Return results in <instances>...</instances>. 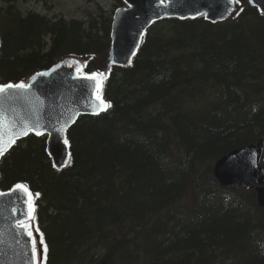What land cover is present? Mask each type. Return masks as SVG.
I'll list each match as a JSON object with an SVG mask.
<instances>
[{
	"label": "trees",
	"instance_id": "obj_1",
	"mask_svg": "<svg viewBox=\"0 0 264 264\" xmlns=\"http://www.w3.org/2000/svg\"><path fill=\"white\" fill-rule=\"evenodd\" d=\"M19 1L0 0V85L70 57L85 73L104 70L111 14L67 21L23 14ZM210 92L212 103L195 105ZM103 98L106 113L67 132L65 170L32 135L0 161V191L39 193L33 231L46 264H264L255 192L212 176L217 159L264 139V18L247 0L222 24H154L131 67L107 72ZM189 190L194 201L181 205Z\"/></svg>",
	"mask_w": 264,
	"mask_h": 264
},
{
	"label": "water",
	"instance_id": "obj_2",
	"mask_svg": "<svg viewBox=\"0 0 264 264\" xmlns=\"http://www.w3.org/2000/svg\"><path fill=\"white\" fill-rule=\"evenodd\" d=\"M121 1L123 6L116 9L112 16L106 70L130 67L146 31L154 23L168 19L186 21L202 17L205 22L215 25L227 21L235 12V0ZM248 4L264 17V0H248ZM69 64L73 66L68 67ZM77 68L82 69V73H78ZM42 72L49 75L38 76ZM81 74H84L83 68L77 59L59 61L46 71L34 73L25 83L30 84L31 88L27 92L13 91L11 99L4 105L9 118L15 116L21 126L27 125L34 129L16 142L29 135L46 137V154L56 173L70 165L69 144H64L68 130L80 116H98L108 110L98 115L90 114L95 103L89 106L91 89L83 86L87 82L75 78ZM36 131L42 134L36 135ZM263 151L264 139H259L246 147L230 151L216 160L212 168L213 177L221 187L254 191L256 202L262 209L264 169L260 163ZM3 156H0V160ZM12 189L13 187L0 192L5 194L0 196V264H28V238L16 227L17 220L25 219L23 213L26 205Z\"/></svg>",
	"mask_w": 264,
	"mask_h": 264
},
{
	"label": "snow or ice",
	"instance_id": "obj_3",
	"mask_svg": "<svg viewBox=\"0 0 264 264\" xmlns=\"http://www.w3.org/2000/svg\"><path fill=\"white\" fill-rule=\"evenodd\" d=\"M230 2H233V0H230ZM235 2H238V0H235ZM132 54L134 55L135 53ZM72 66V64L68 65V67ZM53 71H55V69H53ZM77 72L82 73V69L77 68ZM48 75L49 73L46 72L38 74V76L41 77H46ZM75 78L81 82H87L84 83L83 86L91 89V92L89 93V106H91L93 102L95 103V107L90 113L91 115H98L100 112L106 111L109 107H111V104L106 103L103 100V87L106 79V75L104 73L93 72L91 74H81ZM30 88V84H25L23 82L0 85V156H3L8 148L15 144L17 139L28 135L29 131L34 130L27 125L21 126V123L15 116L9 118L4 107L5 102L11 99V93L13 91L27 92ZM35 134L41 135L42 133L36 131ZM64 144H68L67 139L64 140ZM12 192L18 193L26 205V211L23 213L25 219L17 220L16 227L23 231L25 236L28 238V264H46L48 247L45 243L43 233L40 232L38 226L35 227V232L39 235V248L37 247V237L33 234V221H35L36 218L35 198H38L39 193H36L35 197H33L30 189L22 183L14 185ZM3 195L5 194L0 193V196Z\"/></svg>",
	"mask_w": 264,
	"mask_h": 264
},
{
	"label": "rangeland",
	"instance_id": "obj_4",
	"mask_svg": "<svg viewBox=\"0 0 264 264\" xmlns=\"http://www.w3.org/2000/svg\"><path fill=\"white\" fill-rule=\"evenodd\" d=\"M113 3L112 0H50L44 4L34 0L27 2L20 0L17 6L23 14L35 12L49 18L57 17L67 21L73 19L87 21L90 16L98 13L99 9L112 14L115 10ZM214 96V92L205 94V96L196 100L195 105L212 103ZM195 197V193L189 190L181 205L194 201Z\"/></svg>",
	"mask_w": 264,
	"mask_h": 264
}]
</instances>
